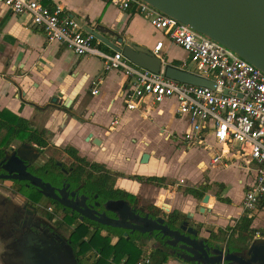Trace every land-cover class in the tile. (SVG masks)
I'll list each match as a JSON object with an SVG mask.
<instances>
[{
    "label": "crops",
    "instance_id": "crops-1",
    "mask_svg": "<svg viewBox=\"0 0 264 264\" xmlns=\"http://www.w3.org/2000/svg\"><path fill=\"white\" fill-rule=\"evenodd\" d=\"M46 5L63 6L71 16L119 47L130 43L153 52L155 46L163 42L160 52L164 59L163 69L170 66L195 73L189 54L170 42L163 32L155 30L134 8L121 11L99 0H50ZM119 40H123V43L120 44ZM98 47L107 54L116 52L102 42ZM186 63L188 66L184 67ZM129 86V80L122 71L106 72L101 57L78 56L64 45L49 43L43 30L32 24L30 16L12 14L0 0V112L7 110L28 120L33 130L45 132L49 147L64 152L67 148H73L79 157L103 165L113 173L125 175L115 181L118 189L140 196L145 202L160 191L158 204H152L161 209L165 217L178 211L186 216L185 220L189 221L190 226L201 231V237L217 241L222 230L234 227L245 214L242 200L254 178L252 166L239 158L233 146L218 144L211 132L205 138L209 144L207 148L188 143L186 134L190 130L189 122L185 116L177 114L176 99L155 103L151 97H146L139 102L137 109H126L125 98ZM95 89L99 93L93 95ZM115 121L117 123L112 125ZM177 122H183L185 128L180 130ZM154 131L158 135L153 138L150 134ZM95 140H99L101 145H96ZM155 141L158 142L156 146ZM165 142L179 145L187 151L172 161L169 167L160 161L159 169L155 172L153 166L158 162L155 156L157 147ZM191 151L199 153L194 158L199 176L192 184L182 174L190 162L188 156ZM220 153H223L224 162L232 166L242 165L239 167L244 170V177L237 179L236 184L212 176L213 167L218 170L232 168L222 163L213 164L212 159ZM145 154L149 155V159L142 163ZM203 154L208 155L209 159ZM134 175L166 178L170 183L169 189L127 178ZM207 182L212 188L216 185L219 189V185H224L226 190L222 196L231 203L218 201L217 192L210 194L207 205L209 212L201 215L198 213L201 201L185 191ZM238 187H241L240 197ZM234 204L242 206L238 215L234 210L238 205ZM259 206L255 213H258ZM190 213L193 218L187 219ZM253 214L247 215L254 217ZM223 246L225 248V244ZM86 257L82 258V264H87ZM169 260H172L170 264H183L176 257ZM0 264H6L1 257Z\"/></svg>",
    "mask_w": 264,
    "mask_h": 264
},
{
    "label": "built area",
    "instance_id": "built-area-1",
    "mask_svg": "<svg viewBox=\"0 0 264 264\" xmlns=\"http://www.w3.org/2000/svg\"><path fill=\"white\" fill-rule=\"evenodd\" d=\"M49 1L1 0L12 14L30 16L32 24L43 30L49 43L64 45L78 56L101 57L106 72L122 71L130 85L125 98L126 109H137L146 97H151L155 103L176 99L177 114L185 116L189 122L188 143L207 148L209 144L205 138L211 132L221 146H233L239 158L252 166L254 178L246 188L242 205L243 213H255L264 200V72L232 50L142 0H99L121 11L134 8L155 30L163 32L170 42L186 51L194 74L214 82L215 89L181 83L167 78L163 68L154 73L133 65L122 52H102L98 47L100 42L84 33L63 6L49 7L46 5ZM162 49L163 42H159L153 53L164 63L160 55ZM187 66L186 63L184 67ZM92 93L96 95L99 91L95 89ZM222 154H216L212 162L228 167ZM150 252L136 264H154Z\"/></svg>",
    "mask_w": 264,
    "mask_h": 264
},
{
    "label": "water",
    "instance_id": "water-1",
    "mask_svg": "<svg viewBox=\"0 0 264 264\" xmlns=\"http://www.w3.org/2000/svg\"><path fill=\"white\" fill-rule=\"evenodd\" d=\"M142 1L232 50L264 72V0ZM75 19L84 31L114 51L122 52L133 65L154 73L161 71L163 62L152 51L130 43L123 47L116 46L89 25L83 24L78 18ZM119 43L122 44L123 40H119ZM165 74L167 78L181 83L215 89L214 82L174 67H167ZM89 137L92 138L91 135ZM94 143L101 145L99 140H95ZM21 148L28 149L30 154H34L35 159L40 158L39 149L31 142H22ZM11 152L0 161V167L6 172L5 175H0V180L27 181L38 188L45 197L53 198L64 208L77 211L81 215V220L86 218L98 225L125 230L127 232L124 233V237L127 238L138 232L142 238H153L157 242L160 241L159 243L167 239L162 244L163 249L170 248L169 252L183 264H264V237L249 241L243 252H232L218 241L201 237V231L190 226L188 220H184L177 229H174L168 225L164 215L152 217L145 213L143 206L133 207L125 200L107 202V211L112 212L116 218H110L106 213L99 214L88 208L84 200L81 202L83 207L76 208L66 201L69 186L57 190L51 183L27 174L24 162L28 159L21 154L20 149ZM148 159L149 155L145 154L142 163H146ZM15 161L22 166L15 167ZM210 199L211 195L206 194L201 200L199 214L205 215L209 212L207 205ZM192 218L193 214H187V219ZM72 255L76 264H79L73 250Z\"/></svg>",
    "mask_w": 264,
    "mask_h": 264
},
{
    "label": "flooded vegetation",
    "instance_id": "flooded-vegetation-1",
    "mask_svg": "<svg viewBox=\"0 0 264 264\" xmlns=\"http://www.w3.org/2000/svg\"><path fill=\"white\" fill-rule=\"evenodd\" d=\"M21 145L22 143L11 145L5 156L12 153V150L20 149L21 154L28 159L24 162L27 174L51 183L57 190L69 186L66 201L76 208L83 207L81 202L84 200L88 208L116 218L112 212L107 211V202L112 199H103L87 190L83 178L76 181L72 178L78 173L74 170L75 161L72 157L69 156L72 161L68 164L58 161L54 156L41 162V155L46 148L37 146L40 158L35 159L34 154L21 148ZM14 166L20 167L22 164L15 161ZM5 174L0 167V175ZM56 194L59 196L57 191ZM131 206L138 207L133 204ZM64 218L73 220V224L63 225ZM88 221L90 220L86 218L81 220L77 211L64 208L53 198L45 197L27 181L0 180V257L6 264H76L72 250L76 259H79V264H82L71 237L80 223L89 225ZM119 231H123V234L127 232ZM137 234L135 232L133 235ZM166 240L161 241L155 249H163L162 244Z\"/></svg>",
    "mask_w": 264,
    "mask_h": 264
},
{
    "label": "trees",
    "instance_id": "trees-1",
    "mask_svg": "<svg viewBox=\"0 0 264 264\" xmlns=\"http://www.w3.org/2000/svg\"><path fill=\"white\" fill-rule=\"evenodd\" d=\"M135 46V45H134ZM174 66H179L175 64ZM39 110V108H37ZM45 132L35 131L31 128L30 122L7 110L0 112V160L5 157V153L11 145H17L22 142H31L40 147H47ZM65 152L75 161V172L72 178H83L86 182V189L94 194H98L103 199L125 200L130 204L141 207L144 205L145 213L152 217L162 216L163 212L151 203L145 202L140 196L133 195L124 190L115 187V181L120 177H126L121 173H113L105 166L91 163L85 158L78 156L73 148H67ZM78 174V175H77ZM127 178L136 180L143 184L155 185L161 188H167L170 183L166 178L128 176ZM212 189L208 182L199 187L187 188L185 193L192 195L197 200H202L205 195ZM226 190L224 185H219V191L216 194L217 200L230 204L228 198H224L222 193ZM264 208V200L259 206V210ZM167 223L172 228L177 229L186 216L178 211H173L166 216ZM80 223L72 233V243L75 248L77 257L82 263L84 256L87 264H136L144 255V245L141 243L142 237L132 235L124 237L122 234L117 235L116 230L110 227L95 224ZM254 217H249L246 213L241 216L234 227H228L220 232L219 240L225 244V247L232 252H243L249 241H254L257 231L252 227ZM72 225L73 220L65 219L63 225ZM201 226L199 225V228ZM103 231H106L104 233ZM114 237H118L116 243H112ZM170 248L153 249L150 257L154 264H165L170 257H176L169 252ZM89 255V256H88Z\"/></svg>",
    "mask_w": 264,
    "mask_h": 264
},
{
    "label": "rangeland",
    "instance_id": "rangeland-1",
    "mask_svg": "<svg viewBox=\"0 0 264 264\" xmlns=\"http://www.w3.org/2000/svg\"><path fill=\"white\" fill-rule=\"evenodd\" d=\"M177 126L179 127L180 130H183L185 128V124L183 122H177ZM158 134L157 132H153L150 134L151 137H156ZM49 144V142H48ZM158 144L157 141L154 142V145L156 146ZM53 146V145H52ZM173 147V148H172ZM56 148V147H55ZM158 149V153L155 154L156 159L158 160V162L156 161L154 163L153 169L154 171H158L159 169V165L160 161L161 163H164V165L166 164V166L169 167V165H171L170 163L172 161H176L177 158L179 157V155H182L183 153H185L186 151L184 149H182L181 146H173V144H167V142L163 143L161 146L157 147ZM199 155V153H194L193 151L190 152V156H188V160L190 161L189 163H187V165L185 166V168L182 171V174L184 176V178L186 179V181H189L190 184L194 183L198 176H199V172L198 169H196V163L194 162V158L197 157ZM54 156L58 161L63 162V163H70L72 160L71 158L64 152L62 151V149H58L57 151H55L54 147H49L46 148V150L43 151L42 155H41V162L43 161H47L49 159V157ZM204 157H206L207 159H209L208 155L203 154ZM184 162H187L184 160ZM234 166V165H233ZM232 166V164H229L230 168L229 170H218L215 169L214 167L212 168V176L217 178V179H226L228 181H231L233 184L237 183V179L244 177V170L241 169L240 167H242V165H235L234 167ZM240 166V167H239ZM218 183V181L216 182ZM220 183H224V182H220ZM225 184V183H224ZM226 185V184H225ZM227 186V185H226ZM228 188V187H227ZM231 188V186H230ZM169 187L166 189L168 190ZM218 186L214 185L213 188L210 190L211 192H208L209 194L215 195L216 192H218ZM159 194H161V192L159 191L157 194H155L154 196H151L149 198H147L146 202L148 203H153V204H158V198H159ZM238 195L239 197L241 196V187H238ZM161 197V196H160ZM237 201H239V198H237ZM238 204H234V206H237ZM235 209V214H239V212L241 211L242 206L238 205L237 207H234ZM254 222L252 227L257 231V239L264 237V208L260 209L258 211V213H254ZM208 228H213L212 227H208ZM117 235L122 234V231L116 230L115 231ZM219 237H221V234L219 235ZM118 241V237H114L112 242H117ZM217 241H220L219 239ZM141 243H143L144 245V253L149 252V249H155L154 247H158L159 246V242L155 241L153 238H142ZM222 243V242H221ZM223 244V243H222ZM172 260H169L167 262V264H170Z\"/></svg>",
    "mask_w": 264,
    "mask_h": 264
}]
</instances>
